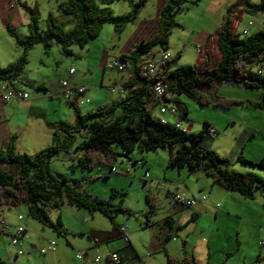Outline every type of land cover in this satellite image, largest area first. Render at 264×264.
<instances>
[{"label": "rangeland", "instance_id": "rangeland-1", "mask_svg": "<svg viewBox=\"0 0 264 264\" xmlns=\"http://www.w3.org/2000/svg\"><path fill=\"white\" fill-rule=\"evenodd\" d=\"M60 1L64 0H0L1 68H5L13 62L16 58L10 60L7 58L17 52V49L20 50L14 38L6 29L5 24L8 23L20 36L27 33L26 22L29 21V16L26 10L20 5V2L37 6L40 15L39 28L41 31L46 28L45 19L49 13L53 14L54 21L58 25L64 30H69L76 24L77 16L74 13L62 11L59 8ZM136 1L138 0H113L108 6L114 14H125L131 10ZM250 1L253 3L260 2V0ZM210 3L211 0H198L195 3L187 4L184 8L176 9L174 19L179 25L172 28L166 49L156 47L155 54L151 58L156 59L160 57L164 50H168L174 57L180 51V57L172 65V68L177 65L189 64L195 67L197 57L196 44L198 45L199 41L198 39L196 40L194 33L198 31L201 24L208 17ZM157 4L158 0H146L145 4L139 9L135 19L136 22L127 23L121 32L115 31L112 22H105L99 34L89 40L84 46L73 44L71 46L72 53L63 52L58 43L52 41L48 51L43 54L44 59H46V65H43L40 61V50H37L38 54L37 52L35 53L37 47L43 51V45L41 43H38L37 46L33 45L36 48L30 50L32 46L28 50V63L23 73H29L30 76L37 77L40 81L52 84L61 80L60 76L64 71L69 66H73L78 71V74L84 76L89 75L93 80V85L98 87V89L110 90L108 85L112 79H116L117 82L126 79L130 68H133L132 57H134L135 53L134 44L138 42L135 41L131 45V38L135 35L138 25L156 16L158 10ZM236 6H239V4L235 5V8ZM224 12L227 14L228 11L225 9ZM249 20L253 24L248 25ZM213 28V23L207 26L208 30ZM244 28L248 30L247 35L264 28V13L259 11H245L237 27V31L243 37L247 36L241 32ZM119 35L121 37L117 43L118 45L112 47L111 41L116 40V37ZM104 47L108 48L106 49L109 54L107 57L108 60H112L121 51L126 52L132 57L128 58V68L125 70L106 68L104 75L105 81L100 86L102 69L99 67V63ZM259 58L262 61L258 67L262 69V73L264 74V54H260ZM86 66L90 67V73L88 75ZM87 87L89 89V85ZM197 91L199 93L210 91L212 96L209 103L200 104L193 95L185 91L180 93L168 92V99L170 101H180L188 109L186 120L184 119L182 121L183 127L188 132H197L203 128L204 121L209 122L218 132L205 139L206 146L221 156L228 158L231 162L229 167L239 172H254L264 180V168L242 163L237 158V156H244L249 160L259 161L264 157V109L253 104L258 98L257 93L259 94L260 90L246 88L241 82L214 80L212 87L198 89ZM125 93L123 94L125 95ZM217 97L226 101L235 100V102L229 101L225 105H218L216 103ZM89 98L93 106L94 99L90 96ZM87 105L89 106L90 103L81 105L82 112L85 113L88 111ZM97 108L95 107L91 111ZM152 114L156 117L167 118L171 122L176 119V115L170 112L160 113L158 108L153 109ZM113 148L121 154L114 161V169H110L105 165L96 164L90 169L80 170L77 168L73 171L69 167L73 162L71 159H53L50 165L54 173L65 175L70 182L81 180L80 186H78L79 190L89 194L91 198L101 199L114 206L120 204L125 209H128L129 212H119L114 216L113 222H111L108 217L98 211L89 212L85 208H79L65 202L59 208H49L48 215L55 221L58 214H60L65 229L67 228L65 224H67L69 228H73L72 230L75 231L80 230V228L89 229L91 226L109 230L115 227L113 223H119L120 226H123L126 229L127 235L131 234L130 231L137 230L133 239L137 243L140 258L143 263L166 264V256L163 251H150L151 253H149L146 249H142V244L148 246L154 237V232L151 227H143L146 223L147 215H152V221H161L165 211H167L166 207H168L169 202L171 204L174 202L173 198L167 192L174 191L176 185L175 180L180 186L183 185V181L185 180L192 185L194 190H197L198 186H202L204 180H211L201 171L189 172L186 166L181 169L168 166V162L166 161L169 157L167 148L158 147L150 150L136 148L130 153V157L124 154L120 145L113 144ZM141 156H145L147 164L144 163L142 165L133 162L134 160H139ZM75 158L73 163L76 162ZM145 170H148L147 174ZM165 172L166 175H164ZM171 173L174 174V179H170ZM198 190L199 198L203 194H206L209 196V199H212L215 195L213 192L210 193V184L204 185V187ZM146 195L154 198V203L156 204L155 210H151V205L146 200ZM209 199L207 201L208 203ZM248 199L252 203H257L258 201L264 204V186L255 187L253 198ZM212 200L219 204V209L223 208L221 204L224 200L221 197L216 196ZM212 204L211 206L213 207L214 205ZM239 205V203L235 202L236 212L231 211V214H226L224 217L218 218H214V215L210 212L198 210L200 225L204 227L202 234L214 240L213 246L216 250L215 253L221 255L225 262L224 264H250V262L255 260L253 256H256V251L261 249V247L258 248L259 241L261 239L264 240V220L259 221L257 214L252 213L250 207L246 206L240 209ZM1 214H3L4 220L8 224H19L18 226L24 228L21 232L22 246H19L18 243L12 244V236L9 233V230H11L10 227L5 231L6 234L0 233V257L14 264H45L43 263V258H40L44 255L41 254L40 248L44 246L47 236L44 234L45 231L53 233L55 240L59 237L63 239L66 236L72 237V233L69 232L62 231L59 234L52 232V228L44 226L30 217L27 214V207L24 203L15 206H7L4 203L0 204V219ZM17 214H21L22 219L17 220ZM85 216L86 218H84ZM82 219L86 221L83 222ZM192 234L193 232L190 228L179 230L178 236H173L169 241L170 245L167 249L169 250V254L171 252H179V246H181L182 240L184 241L187 235L190 239L189 241H191ZM55 240H51L49 245L55 247ZM140 240L142 244L139 243ZM7 248H10L12 251H9ZM13 249L15 251L22 249L23 253L15 257ZM149 250L152 249L149 248ZM261 251H264L263 248ZM97 253L101 254L100 251H97ZM7 255L10 258H7ZM55 262L56 260L52 259L49 264H55ZM134 262L133 264H141L137 261Z\"/></svg>", "mask_w": 264, "mask_h": 264}, {"label": "trees", "instance_id": "trees-1", "mask_svg": "<svg viewBox=\"0 0 264 264\" xmlns=\"http://www.w3.org/2000/svg\"><path fill=\"white\" fill-rule=\"evenodd\" d=\"M111 1L113 0H64L59 3V8L66 13H74L77 16L76 24L71 29L64 30L54 21L53 14L49 13L43 31L39 28L40 15L37 6L20 2L29 16L27 33L20 36L8 23L5 24L9 34L20 47L21 53L7 67H0L2 83L8 82L13 87L22 89L19 77L28 63V50L33 45L41 43L47 52L52 41H55L63 52L72 53L73 44L84 46L99 34L105 22H112L115 31L121 32L127 23L135 21L140 7L146 2L138 0L127 13L114 14L108 6ZM197 1L167 0L158 12L156 33L135 44L134 57L121 54L115 58L126 62V69L129 64L128 58H133L131 76L122 85L126 90L123 97L86 113H81L78 106L67 101L73 106L74 123L48 122V125L54 128L52 143L33 154L18 152L13 140H10L5 148H0V204L15 206L24 203L30 217L58 233L63 231L61 218L58 215L53 221L48 215V209L59 208L65 202L89 211H98L110 220L119 212H129L120 204L114 206L101 199L91 198L89 194L79 190L81 180L70 182L65 175L54 173L50 165L53 159H71L74 162L76 157V162L69 165L73 171L77 168L90 169L96 164L114 169V161L121 154L114 150L113 144L120 145L128 157L136 148L140 150L167 148L169 166L176 168L186 166L189 172L201 170L212 178L214 183L253 198L254 188L264 186V180L254 172H239L232 169L229 167L231 162L228 158L206 146L205 139L212 135L209 132V127L212 126L209 122L204 121L203 128L197 132H188L177 128L174 125L175 120L163 123L158 117L153 116L152 109L149 108L153 79L143 69V64L155 54L156 47L166 49L172 28L179 25L174 19L175 10ZM245 11L264 13V0H260L259 3L242 0L236 8L235 6L229 8L218 37L221 58L213 66L205 56V65L201 69L191 64L172 68L180 52L173 56L166 63L168 71L164 82L167 92L185 91L193 95L200 104H206L212 96L210 91L199 93L198 89L212 87L214 80L241 82L246 88L260 90V99L253 104L264 109V74L258 67L262 61L259 55L264 54V28L253 34L241 36L237 27L240 13ZM229 101L217 97L216 103L225 105ZM175 102L179 107L180 118L186 120L188 112L186 105L180 101ZM237 158L242 163L264 168V157L259 161L249 160L244 156ZM133 162L146 163L143 156ZM146 200L150 203L148 196ZM150 205L152 210L153 205L151 203ZM169 220L170 217H166L163 223H169ZM0 264L14 263L0 258ZM118 264H121V261ZM166 264L196 262L193 257L185 255L178 259L166 253Z\"/></svg>", "mask_w": 264, "mask_h": 264}, {"label": "crops", "instance_id": "crops-1", "mask_svg": "<svg viewBox=\"0 0 264 264\" xmlns=\"http://www.w3.org/2000/svg\"><path fill=\"white\" fill-rule=\"evenodd\" d=\"M166 1L167 0H158V10L156 16L153 19L138 25L135 35L131 38V45H133L135 41L139 42L142 39H148L156 33L158 12ZM241 3L242 0H236V2L235 0H211L208 17L201 24L198 31L194 33L196 40L198 39L199 41V44H196L197 57L195 62L198 68L201 69L204 67L205 56H207V58L209 59V64L211 66H213L220 60L221 53L218 49V37L220 34L221 24L226 15L224 10L226 9V11H228L229 8L233 7V5L235 6ZM242 16L243 12L240 13L239 20H241ZM27 23L28 21L26 22V24ZM211 23H213L214 28L208 30L207 26H209V24ZM202 35L204 36L202 37ZM120 37L121 36L119 35L116 37V40L114 39L111 41L112 47H116V45H118L117 43L120 41ZM37 44H35V46H37ZM33 48L36 47L33 46L30 50H32ZM118 48L120 49L119 46ZM106 49L108 48L104 47V49H102V56L99 63V67L102 69L100 86H102L105 81L104 75L106 73L107 67H105L104 65L105 61L108 60L107 57L109 56ZM35 50V53L37 52V54V50H40V61L41 63H43V65H46V59H44L43 57V54L45 52L44 49H42L43 51H41V49H38L37 47V49ZM20 53L21 49H17V52L11 54V56L7 59H15ZM121 54L127 53L121 51L118 55H115L113 59L119 57V55ZM70 67L73 66H69L64 71V73L60 76L61 80H58L56 83L52 84L40 81L39 78L32 77L29 75V73L21 74V76L19 77L20 87L29 92V97L27 99L13 100L6 103L2 102L0 99V148H5L8 142L10 140H13V143L18 152L33 154L52 143L54 128L50 127L48 125V122L66 121L70 124L74 123L75 114L73 106L61 96V82L63 80L67 79L70 84L84 83L86 85H89V89L87 87L86 95L93 98V102L95 104L93 103L92 106V101H90V105H87L86 107L88 111H91L95 107L99 108L105 106L107 104H110L112 101L121 98V96L124 95L123 93H125L126 91L122 85L126 83L131 76V72H129L127 78L120 82H117L116 79H112L110 84L108 85L110 87V90H101L93 85V80L88 75L90 73L89 66H86L88 76L78 74V71L76 69L74 73L70 74L68 72V69ZM1 83L2 81L0 80V84ZM257 97L258 98L256 101L260 99L258 93ZM81 105L78 106V109L81 113H84L82 112ZM166 161L168 162V158L166 159ZM145 164H147V161ZM198 171L201 170H196L194 172ZM145 173L147 174L148 170H145ZM164 175H166V172L164 173ZM204 175L211 181L204 180L202 186H198L197 190L204 187V185L210 184V193L213 192L215 194L213 198L219 196L224 200L221 204L223 208L219 209L216 205L217 202H214V200H212L213 198L209 199V196H207V199L205 201L201 200V197L199 198L197 190H194L192 185L185 180L183 181L182 186H180L179 183L175 180L174 182L176 183V185L174 191L178 190L180 193L188 197H194L196 198V201L189 207H183L176 202H173L172 204L169 202L168 207H166L167 211H165L161 221H152V215L148 214L146 223L143 227H151L154 232V237L150 241V244L148 246L143 245L142 241L140 240L139 243L142 244V249H146L149 253H151L150 251H163L166 256V253L169 254V250L167 249L170 245L169 241L171 240V238L173 236H178L179 230L181 231L190 228L193 232L191 236L192 240L189 241L190 239L186 235L184 241L182 240L181 246H179V252H171L170 255L178 259L182 258L185 255L188 257H193L196 264H224L225 262L223 261L221 255L215 253L216 250L213 246L214 240H211L209 236H205L204 234H202L204 227L200 225L198 210L203 212H210L212 215H214V218L224 217L226 214H231V211H237V209L235 208L236 202L240 204V209L248 206L250 207V209H252V213L257 214L259 221L264 220L263 202L257 201V203H252L251 201H248V197H245L238 192L229 190L220 184H216L213 182L212 178H210L206 174ZM172 178L174 179L173 173H171L170 175V179ZM167 193L169 194L170 192ZM146 196H148L150 203L153 205L152 211L153 209L155 210L156 204L154 203V198L149 195ZM208 199L209 203L207 202ZM210 202L213 203V207L211 206ZM58 215L60 216V214ZM166 217H170V222L164 224L163 220ZM16 218L17 220H20L22 219V215L17 214ZM84 218H86V216ZM1 219H4L3 214H1ZM82 221L85 222L86 220L82 219ZM111 222H113V220H111ZM113 224L115 227L109 230L91 226L89 229L85 228V230L83 228H80V230L76 231L72 230L73 228H69V226L65 224L67 228L65 229V227L63 226V231L72 233V237L66 236V238L64 239L59 237L56 240L53 233L45 231L44 234L47 236L44 242V246H41L40 248L41 254L44 255L40 258H43L42 260L45 264H49L52 259L56 260L55 264H116L110 259V254L112 252H116L120 257L121 264H133L135 263L134 261L144 264L140 258L141 256L140 251L137 247V243L133 239L134 234L137 233V230L130 231L131 234H128L129 241L126 242L121 236L120 224ZM9 225L12 230H9L10 236H13V234L16 233V228L19 224ZM52 232L56 231L53 230ZM56 233L59 234L58 232ZM18 237L19 240L17 243L19 244V246H22L21 232L18 233ZM51 240L56 241L55 248L46 249L45 252H42L41 249L49 246V242ZM12 244L15 243L12 242ZM258 246V248H260V245ZM148 247L152 250H149ZM34 248L37 249L36 246H34ZM7 249H9V251H12L10 248ZM261 249H258L256 251V256H253L255 257V260L253 262H250V264H262L264 262V251L262 252ZM76 251L79 252L76 253ZM97 251H100L101 254H96ZM13 253L15 257H18V254L23 253V250L17 249L15 251V249H13ZM78 254H80V257H78ZM97 255L100 256V260L96 263L94 259ZM7 258H10V256L7 255Z\"/></svg>", "mask_w": 264, "mask_h": 264}, {"label": "built area", "instance_id": "built-area-1", "mask_svg": "<svg viewBox=\"0 0 264 264\" xmlns=\"http://www.w3.org/2000/svg\"><path fill=\"white\" fill-rule=\"evenodd\" d=\"M251 24L252 22L249 21L248 25ZM241 32L245 35L248 34V30L246 28L242 29ZM172 58H173L172 54L168 50H165L162 52L160 57L156 59L148 58L143 64V69H145L147 74L153 79L152 87H151L152 100L149 103V108H151L152 110L158 108L160 113L170 112L171 114L176 115L174 125L179 129L186 130V128L183 127L182 125L183 120L180 118V111L178 104L168 99V92L166 90V84L164 82V77L166 76V73L168 71V67L166 63ZM105 67L111 69H117V70H125L127 67V63L118 59L106 60ZM68 72L70 74L74 73L75 68L70 67L68 69ZM61 85H62L61 96L66 101L71 102L76 106L90 102V98L86 95V91H87L86 84L84 83L70 84L68 80L65 79L61 82ZM28 97H29V92L27 90L13 87L8 82H3L0 84V99L2 102L6 103L12 100L27 99ZM158 118L163 123L168 122V119L164 117H158ZM209 132L211 134H216L217 129H215L213 126H210ZM169 194L173 198L174 202L178 203L183 207H189L196 201V198L188 197L180 193L178 190L170 192ZM206 199H207V195L203 194L201 196V200H206ZM216 205L218 206L219 204L217 203ZM9 226L10 225L4 219H0V231H7ZM23 230L24 228L22 226H17L16 233L13 234L11 240L13 243L18 242L19 240L18 233L22 232ZM120 232L123 240L128 241V235L123 226L120 227ZM259 245L264 249L263 239L259 241ZM54 248H55L54 246L49 245L46 248L41 249V251L45 252L46 249H54ZM78 257H80V254H78ZM110 259L116 264L120 262V257L116 252H112L110 254ZM94 260L97 263L100 260V256L97 255Z\"/></svg>", "mask_w": 264, "mask_h": 264}]
</instances>
